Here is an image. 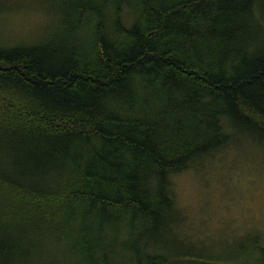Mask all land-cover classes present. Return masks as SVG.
Here are the masks:
<instances>
[{
  "label": "trees",
  "instance_id": "1",
  "mask_svg": "<svg viewBox=\"0 0 264 264\" xmlns=\"http://www.w3.org/2000/svg\"><path fill=\"white\" fill-rule=\"evenodd\" d=\"M250 145L264 0H0V264H180L174 179Z\"/></svg>",
  "mask_w": 264,
  "mask_h": 264
},
{
  "label": "rangeland",
  "instance_id": "2",
  "mask_svg": "<svg viewBox=\"0 0 264 264\" xmlns=\"http://www.w3.org/2000/svg\"><path fill=\"white\" fill-rule=\"evenodd\" d=\"M40 24L33 19L12 31L32 36L47 21ZM250 148L174 179L185 232L196 239L184 245L189 257L180 264H264V148L256 149L260 156Z\"/></svg>",
  "mask_w": 264,
  "mask_h": 264
}]
</instances>
